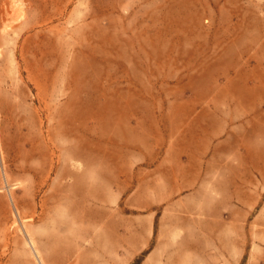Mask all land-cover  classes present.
Wrapping results in <instances>:
<instances>
[{
	"label": "rangeland",
	"instance_id": "374dc122",
	"mask_svg": "<svg viewBox=\"0 0 264 264\" xmlns=\"http://www.w3.org/2000/svg\"><path fill=\"white\" fill-rule=\"evenodd\" d=\"M211 126L223 150L264 138V0H0V264H125L152 232L218 264L264 248L165 212L162 158Z\"/></svg>",
	"mask_w": 264,
	"mask_h": 264
},
{
	"label": "crops",
	"instance_id": "0c3cea01",
	"mask_svg": "<svg viewBox=\"0 0 264 264\" xmlns=\"http://www.w3.org/2000/svg\"><path fill=\"white\" fill-rule=\"evenodd\" d=\"M253 131L247 130L249 134ZM208 133L211 141L207 144V151L191 153L186 157L178 153L172 158L169 157L170 152H166L165 158H162L165 181L161 189L165 190V212L168 207L193 201L191 206L196 210L203 206L210 208L204 220L211 224L223 218L230 224H242V234L231 233L230 238L264 239V231L260 228L253 230V234L249 229L245 230L246 224L264 225V138L258 137L244 143L242 150H223L227 138L214 136L216 128L212 126ZM233 173L240 175V180L229 176ZM239 181L241 187H234L233 183ZM225 182L228 185L221 187ZM208 235L210 239L218 237L217 231H210ZM203 237L206 235L203 234ZM165 245V234L158 238L157 233L152 232L140 246L131 248L126 254L125 264H136L134 261L137 258V264H218L217 254L211 253L214 245L217 246L216 242H210L206 247L209 252L205 250V253L194 254H186L181 248L170 253ZM177 245L179 247L180 243ZM252 255L260 259L264 255V248H257L255 253H251V243L248 242L247 249L239 251L225 264H239L243 259V264H251L247 260Z\"/></svg>",
	"mask_w": 264,
	"mask_h": 264
},
{
	"label": "bare ground",
	"instance_id": "6f19581e",
	"mask_svg": "<svg viewBox=\"0 0 264 264\" xmlns=\"http://www.w3.org/2000/svg\"><path fill=\"white\" fill-rule=\"evenodd\" d=\"M45 110V109H44ZM50 110V109H49ZM37 111V110H36ZM40 111V110H39ZM42 111V110H41ZM38 113V112H37ZM43 114V113H42ZM40 116V115H39ZM47 116V115H46ZM41 117V116H40ZM45 123V122H44ZM11 124V123H10ZM41 124V123H40ZM44 126H45V124H44ZM41 131V130H40ZM42 132V131H41ZM45 134V133H44ZM27 137V136H26ZM47 138V137H46ZM50 138V137H49ZM27 141V140H26ZM49 143V142H48ZM18 144V143H17ZM25 144V143H24ZM35 252H36V250H35ZM36 256L38 257V255L36 254ZM38 261H39V263H41V261H40V259L38 258Z\"/></svg>",
	"mask_w": 264,
	"mask_h": 264
}]
</instances>
